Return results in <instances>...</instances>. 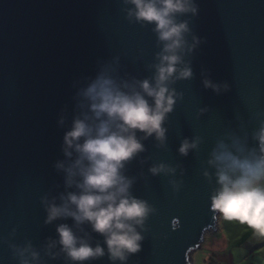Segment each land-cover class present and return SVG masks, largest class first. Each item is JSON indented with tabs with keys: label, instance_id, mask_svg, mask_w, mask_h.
Segmentation results:
<instances>
[{
	"label": "water",
	"instance_id": "obj_1",
	"mask_svg": "<svg viewBox=\"0 0 264 264\" xmlns=\"http://www.w3.org/2000/svg\"><path fill=\"white\" fill-rule=\"evenodd\" d=\"M192 4L195 14L176 16L188 28L176 67L189 68L191 76L174 74L167 84L174 103L161 125L163 140L136 131L143 150L121 169L131 181L129 195L152 211L136 226L139 251L120 261L110 259L104 236L87 222L60 217L46 223L47 207L79 191L66 183L64 169L77 154L65 156L63 137L76 119L98 123L86 89L103 77L122 91L141 92L140 82L154 84L163 42L153 24L128 18L132 6L124 0H0V264H77L61 251V224L104 249L79 264H193L192 254L217 228L212 152L238 141L259 154L264 0ZM185 141L195 147L181 154ZM160 165L164 171H150Z\"/></svg>",
	"mask_w": 264,
	"mask_h": 264
},
{
	"label": "clouds",
	"instance_id": "obj_2",
	"mask_svg": "<svg viewBox=\"0 0 264 264\" xmlns=\"http://www.w3.org/2000/svg\"><path fill=\"white\" fill-rule=\"evenodd\" d=\"M124 2L132 6L127 9L128 18L153 24V31L163 42L154 84L148 80L140 82L142 95L122 91L112 80L99 77L86 89L84 95L98 123H89L87 117L76 119L63 137L65 156L71 157L73 151L77 154L74 162L64 169L66 183H75L79 191L68 193L60 206L49 204L46 219V223L60 217H71L76 224L87 222L94 232L104 236L110 259L120 261L126 259V254L139 251L142 236L136 226L142 225L152 211L146 202L129 195L131 181L121 175V169L143 150L136 131L143 132L145 137L155 134L158 140H163L161 125L174 103L167 84L174 74L177 78L191 76L187 67L177 71L181 59L178 53L184 47V33L188 28L185 22L177 23L176 16L197 11L192 0ZM193 41L195 43V37ZM204 84L216 89L207 80ZM145 96L152 99L151 104ZM255 138L259 154L238 141H234L231 148L221 143L212 152L209 164L216 168L218 188L211 198V206L224 219L237 220L264 235V123ZM190 147L195 144L185 141L179 151L186 154ZM56 167L64 168V164L58 163ZM164 170L163 165L150 169L153 174ZM74 177L79 180L74 181ZM56 231L61 251L77 264L104 255L103 248L91 247L67 225H59ZM26 251L29 248L23 249L21 254ZM30 254L33 259L37 257L35 252ZM22 264L28 262L25 260Z\"/></svg>",
	"mask_w": 264,
	"mask_h": 264
},
{
	"label": "crops",
	"instance_id": "obj_3",
	"mask_svg": "<svg viewBox=\"0 0 264 264\" xmlns=\"http://www.w3.org/2000/svg\"><path fill=\"white\" fill-rule=\"evenodd\" d=\"M221 236L213 240L218 250H211L213 264H264V235L237 220H226L219 214Z\"/></svg>",
	"mask_w": 264,
	"mask_h": 264
},
{
	"label": "rangeland",
	"instance_id": "obj_4",
	"mask_svg": "<svg viewBox=\"0 0 264 264\" xmlns=\"http://www.w3.org/2000/svg\"><path fill=\"white\" fill-rule=\"evenodd\" d=\"M218 217H219V214H218ZM220 236H221V230L217 223L216 232L215 231L208 232L204 237L203 244L199 248V251L196 250L192 254L191 256L192 263L193 264H213L212 263L213 260L211 259L212 257L210 256L211 250H218L221 247V245L218 243L216 247L215 246L212 247V244H213L214 237L219 238Z\"/></svg>",
	"mask_w": 264,
	"mask_h": 264
}]
</instances>
